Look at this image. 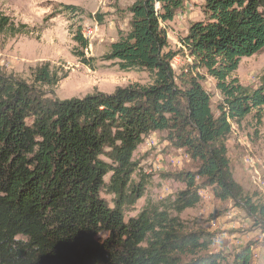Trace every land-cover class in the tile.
<instances>
[{
    "label": "trees",
    "instance_id": "16d2710c",
    "mask_svg": "<svg viewBox=\"0 0 264 264\" xmlns=\"http://www.w3.org/2000/svg\"><path fill=\"white\" fill-rule=\"evenodd\" d=\"M185 1L136 0L129 29L104 55L120 70H148L151 84L59 99L44 89L61 78L48 64L31 83L0 73V264H251L250 246L229 263L208 251V233L187 231L179 214L207 186L257 210L234 177L228 140L234 123L255 112L260 124L264 116V87L235 76L242 58L264 47V0H205V19L181 38L192 60L177 74L171 61L184 50L170 49L163 23ZM75 39L88 46L80 29ZM206 76L222 96L216 112ZM162 130L197 161L196 170L169 174L185 189L126 219L145 186L132 181L134 153Z\"/></svg>",
    "mask_w": 264,
    "mask_h": 264
},
{
    "label": "rangeland",
    "instance_id": "374dc122",
    "mask_svg": "<svg viewBox=\"0 0 264 264\" xmlns=\"http://www.w3.org/2000/svg\"><path fill=\"white\" fill-rule=\"evenodd\" d=\"M135 1L0 0V19H7L4 27L0 26V73L31 83L34 70L48 64L61 78L55 86L44 89L59 99L83 97L96 91L111 93L119 86L133 83L151 84L153 78L148 70L123 71L115 61L104 59L119 31L129 29L128 7ZM204 4L205 0H186L174 18L163 23L170 49H183L181 38L187 35L191 23L205 19ZM94 23L99 25V30L88 40V46L82 48L75 36L79 29L82 31ZM183 50L171 61L177 74L192 60ZM235 76L244 85L264 87V47L242 58ZM202 82L211 94L212 110L216 112L222 96L215 80L206 76ZM262 112L264 115V106ZM254 113L233 124L228 156L236 181L257 210L232 199H222L207 186L200 191L201 201L179 214L187 231L208 233L213 239L208 251L221 253L229 263L248 245L251 264H264V214L260 210V205H264V116L257 124ZM133 159L138 168L132 181L144 182L145 186L143 196L127 207L126 219L146 207L171 201L178 191L185 189V183L169 174L195 171L197 165L185 149L172 144L166 130L146 135ZM197 182L201 183L202 179L197 178ZM102 196L112 205L111 195L103 192Z\"/></svg>",
    "mask_w": 264,
    "mask_h": 264
},
{
    "label": "bare ground",
    "instance_id": "6f19581e",
    "mask_svg": "<svg viewBox=\"0 0 264 264\" xmlns=\"http://www.w3.org/2000/svg\"><path fill=\"white\" fill-rule=\"evenodd\" d=\"M83 28L84 29H82V36H84L88 40H91L97 34L99 30V25L97 23H94L92 25L90 24V27L89 25H86V27H83Z\"/></svg>",
    "mask_w": 264,
    "mask_h": 264
},
{
    "label": "built area",
    "instance_id": "2783aa9c",
    "mask_svg": "<svg viewBox=\"0 0 264 264\" xmlns=\"http://www.w3.org/2000/svg\"><path fill=\"white\" fill-rule=\"evenodd\" d=\"M89 27H90V25H89Z\"/></svg>",
    "mask_w": 264,
    "mask_h": 264
}]
</instances>
